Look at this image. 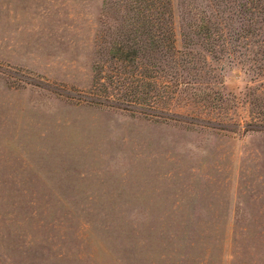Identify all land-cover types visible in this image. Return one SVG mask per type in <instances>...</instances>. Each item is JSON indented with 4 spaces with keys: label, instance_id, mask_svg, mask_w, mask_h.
<instances>
[{
    "label": "rangeland",
    "instance_id": "1",
    "mask_svg": "<svg viewBox=\"0 0 264 264\" xmlns=\"http://www.w3.org/2000/svg\"><path fill=\"white\" fill-rule=\"evenodd\" d=\"M105 1L0 0V264H264V74L199 57L166 96Z\"/></svg>",
    "mask_w": 264,
    "mask_h": 264
},
{
    "label": "trees",
    "instance_id": "2",
    "mask_svg": "<svg viewBox=\"0 0 264 264\" xmlns=\"http://www.w3.org/2000/svg\"><path fill=\"white\" fill-rule=\"evenodd\" d=\"M107 2L118 5L117 16L112 13L105 16L107 21L111 20L107 26H113L118 37L122 32L126 36L117 42L119 48L115 50L120 53L112 58L122 61L132 57L141 68L146 67L147 61L156 87L160 86L159 78L165 77L162 87L169 91L166 96L172 97V91H201L194 83L196 69L185 67L199 57L203 61L206 56L213 59L224 56L228 60L249 62L255 64V69H251L254 74H264V0H208L203 5L195 0H183L179 25L181 46L178 47L175 45L172 0ZM127 47L131 51L126 50L122 55ZM191 95L199 100L207 97L196 92ZM254 99L262 108L256 109L260 122L251 129H261L264 128L260 126L264 125L261 120L264 118V93L254 95Z\"/></svg>",
    "mask_w": 264,
    "mask_h": 264
}]
</instances>
